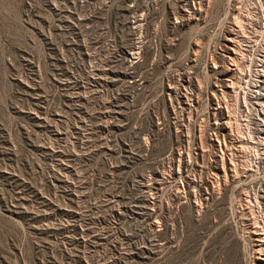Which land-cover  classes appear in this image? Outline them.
Here are the masks:
<instances>
[{
	"label": "rangeland",
	"instance_id": "374dc122",
	"mask_svg": "<svg viewBox=\"0 0 264 264\" xmlns=\"http://www.w3.org/2000/svg\"><path fill=\"white\" fill-rule=\"evenodd\" d=\"M262 27L264 0H0V264H257L232 49Z\"/></svg>",
	"mask_w": 264,
	"mask_h": 264
},
{
	"label": "built area",
	"instance_id": "2783aa9c",
	"mask_svg": "<svg viewBox=\"0 0 264 264\" xmlns=\"http://www.w3.org/2000/svg\"><path fill=\"white\" fill-rule=\"evenodd\" d=\"M257 32L255 33L254 40L251 37L249 39V36H244L242 45L240 42L236 50L232 49L239 59L236 58L232 66L237 81L241 84L240 91L242 94L241 103L239 102L240 104H238L240 105L238 116L232 122L231 131L235 132V138L238 142L235 150L240 152V147L243 149L245 157L249 162L247 170L250 169V171H255L264 163V153H259L256 142L253 140V132H262L264 128L263 27L260 31L257 29ZM202 131L203 125L200 123L198 127L199 136ZM262 139L263 143L261 145L262 151H264V137ZM239 141L241 142L240 144Z\"/></svg>",
	"mask_w": 264,
	"mask_h": 264
},
{
	"label": "bare ground",
	"instance_id": "6f19581e",
	"mask_svg": "<svg viewBox=\"0 0 264 264\" xmlns=\"http://www.w3.org/2000/svg\"><path fill=\"white\" fill-rule=\"evenodd\" d=\"M231 37L232 36H230V38ZM232 38H234V37H232ZM232 40L234 41V39H232ZM238 42H240V40ZM234 43L236 45L237 44V40ZM238 44H240V43H238ZM131 53L133 54L132 56H135V54L137 56V54L139 52L138 53L131 52ZM130 57H131V55H130ZM252 228H253V233L255 235V240H256V249L255 250H256V257H257V260H258L257 264H264V228L261 225H259V222L254 223Z\"/></svg>",
	"mask_w": 264,
	"mask_h": 264
}]
</instances>
